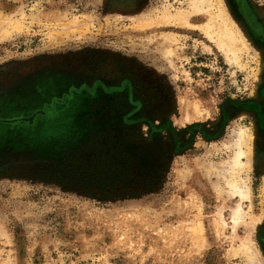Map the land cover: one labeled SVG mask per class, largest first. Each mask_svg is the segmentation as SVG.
Masks as SVG:
<instances>
[{"label": "rangeland", "instance_id": "obj_1", "mask_svg": "<svg viewBox=\"0 0 264 264\" xmlns=\"http://www.w3.org/2000/svg\"><path fill=\"white\" fill-rule=\"evenodd\" d=\"M220 1L0 0V120L128 91L0 122V264H264V0Z\"/></svg>", "mask_w": 264, "mask_h": 264}, {"label": "flooded vegetation", "instance_id": "obj_2", "mask_svg": "<svg viewBox=\"0 0 264 264\" xmlns=\"http://www.w3.org/2000/svg\"><path fill=\"white\" fill-rule=\"evenodd\" d=\"M56 75H59V74H56ZM66 75H68V74H66ZM58 77H60V75ZM92 86L93 87H91V89H90V86L88 84H84V85H82V87H79V88L78 87H73V88H71L69 94H64L61 99L55 98L52 101L51 104L45 105L43 109H40V110H37V111L33 112V114L30 115V116H28V117H16V118L10 119V120H0V122L7 123V124L26 123L28 125H33L40 117L48 116L52 111H54L56 109V106L57 105H64V104H66V102L68 100L73 99L74 96H75V93H83L86 90L87 91H90L94 95L98 94L100 91L101 92H104L103 91L104 89L106 91H109L108 92L109 94L110 93H113V92H117V91H119V92L121 91L122 93H127L128 94L127 88L123 87V85H121V87L108 88L104 84V82L103 83L102 82L100 83V81H99L98 83H96V84H94ZM22 87L28 88L29 89L28 91L32 90V88L34 87L33 86V80L31 81V83H28L26 85H22ZM130 97H131V95H130ZM133 103H134V101H133ZM134 112H135V109L133 108L130 111H127V113H125V115H123L124 116L123 118L125 119V122H127V126L128 125H131L134 122V120H133V116L135 115ZM32 118H33V120H30ZM122 121L123 120H120V122H122ZM124 124L126 125V123H124ZM128 127H132V126H128ZM153 128L154 127L152 126V129ZM155 130H158V129H155ZM28 150L29 149H22V150H19V151H26L24 153H27V156L31 157L34 161H40V160H46L47 161L49 159H54L55 158V160L57 162L58 161H61V160H64L65 157L67 155H69V153L72 151V150H68L67 152L59 153L58 155L54 154L53 156H55V157H52L50 155V153H37L34 150H31V149H30V151H28ZM3 152H5V153H8V152L11 153L12 152L13 154L23 155L21 153L14 152V150H11L10 148H7L5 151H2L1 153H3ZM56 157H59V158H56Z\"/></svg>", "mask_w": 264, "mask_h": 264}, {"label": "bare ground", "instance_id": "obj_3", "mask_svg": "<svg viewBox=\"0 0 264 264\" xmlns=\"http://www.w3.org/2000/svg\"><path fill=\"white\" fill-rule=\"evenodd\" d=\"M193 1V8L195 9V10H197V11H201L203 8H202V6L203 5H205L206 4V2H207V4H210L211 3V1L212 0H192ZM216 2H217V4L218 5H221L222 4V1H220V0H216ZM201 7H200V6ZM210 7V6H209ZM192 8V7H191ZM193 9V10H194ZM169 14V13H168ZM222 14H223V26L222 27H220V29H221V31H222V33H223V35L226 37V39L225 40H222V45L223 46H227L228 48H229V42H231V41H234L235 43H238V42H240L241 43V45L243 46V45H245L244 43H245V41H243V39L242 38H240V39H238L237 38V36L234 34V32L232 31V28H233V23H231V21L228 19V15L226 16L225 15V12L224 11H222ZM188 15L187 14H185V13H183V12H179V13H177L176 14V19H177V21L178 22H180V23H186V24H189L188 23ZM214 20V18H212V21ZM86 21V20H85ZM63 22V21H62ZM215 22V21H214ZM16 23V22H15ZM213 23V22H212ZM8 24V23H7ZM12 24V23H11ZM17 24V23H16ZM78 25L79 26H76L77 27V29H83V27H85L84 25H86V24H84L83 22L82 23H78ZM13 26V25H12ZM209 27V30H210V28H212V25H210V23H209V25H208ZM5 27V26H4ZM8 27V26H7ZM9 27H10V25H9ZM8 27V28H9ZM14 27V26H13ZM15 27H17V25L15 26ZM14 27V28H15ZM87 27V26H86ZM11 28V27H10ZM6 29V28H5ZM234 29V28H233ZM8 30V29H7ZM209 30H208V33L210 34V32H209ZM4 33H6V30H5V32ZM242 37V36H241ZM229 40V41H228ZM241 45H237L238 47H240ZM229 50V49H228ZM226 51H227V49H226ZM231 51V50H230ZM238 140L236 141V143H235V147H236V152H235V156H234V158H233V162H231L232 164H231V167H230V173H232L233 174V176H235L238 172H239V170H240V168L241 167H243L244 166V164H243V162H242V157H244V156H247V155H249V153L247 152V151H245V148L248 146L247 145V143H248V138H247V131H245V130H242L240 133H239V135H238ZM230 165V164H229ZM228 171V170H227ZM235 174V175H234ZM237 176V175H236ZM232 178V177H231ZM229 180V179H228ZM229 183V182H228ZM230 189L232 190V192H234V194L235 193H239L240 195L241 194H243L244 192H243V190H242V188H241V186H240V184L236 181V178H233L232 179V181L230 182ZM233 194V193H232ZM239 219H240V215H239V212H237L236 213V215H235V218H234V221H235V223L237 224L238 223V221H239Z\"/></svg>", "mask_w": 264, "mask_h": 264}, {"label": "water", "instance_id": "obj_4", "mask_svg": "<svg viewBox=\"0 0 264 264\" xmlns=\"http://www.w3.org/2000/svg\"><path fill=\"white\" fill-rule=\"evenodd\" d=\"M30 120H33V118H32V119H30Z\"/></svg>", "mask_w": 264, "mask_h": 264}]
</instances>
